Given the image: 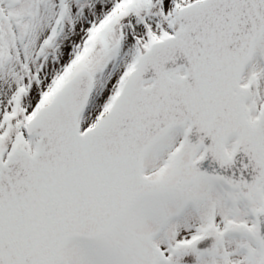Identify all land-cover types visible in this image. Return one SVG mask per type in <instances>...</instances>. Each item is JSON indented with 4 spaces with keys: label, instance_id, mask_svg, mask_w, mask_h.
Masks as SVG:
<instances>
[{
    "label": "snow or ice",
    "instance_id": "obj_1",
    "mask_svg": "<svg viewBox=\"0 0 264 264\" xmlns=\"http://www.w3.org/2000/svg\"><path fill=\"white\" fill-rule=\"evenodd\" d=\"M0 264H264V0H0Z\"/></svg>",
    "mask_w": 264,
    "mask_h": 264
}]
</instances>
